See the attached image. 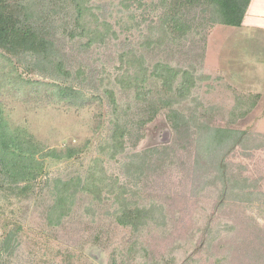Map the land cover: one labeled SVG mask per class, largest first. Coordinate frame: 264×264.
I'll return each mask as SVG.
<instances>
[{
    "label": "rangeland",
    "instance_id": "374dc122",
    "mask_svg": "<svg viewBox=\"0 0 264 264\" xmlns=\"http://www.w3.org/2000/svg\"><path fill=\"white\" fill-rule=\"evenodd\" d=\"M192 1L88 0L87 36L60 38L59 56L0 51V117L36 151L12 180L0 170L1 264H264V32L212 24L208 2ZM158 63L192 77L177 97L186 117L246 133L225 185L194 165V128L174 134L166 110L138 125L161 81L141 98L128 85ZM54 83L84 100L56 99ZM115 124L129 129L122 148ZM160 145L128 172L130 155ZM135 208L149 209L137 228L118 224Z\"/></svg>",
    "mask_w": 264,
    "mask_h": 264
},
{
    "label": "trees",
    "instance_id": "16d2710c",
    "mask_svg": "<svg viewBox=\"0 0 264 264\" xmlns=\"http://www.w3.org/2000/svg\"><path fill=\"white\" fill-rule=\"evenodd\" d=\"M175 1L179 5L194 3L192 0ZM206 1L211 12L212 24L235 28L241 26L245 11L250 3V0ZM87 2L88 0H0V51L21 59L30 58L34 64L38 65L48 62L56 55L59 56L56 43L60 38L81 40L87 36L80 25ZM57 63L60 64V60ZM151 79H159L161 89L156 93L152 90H147L145 93L149 104L145 108L148 117H142L138 121V125L143 126L153 121L162 110H166L165 117L174 134H179L184 128L187 130L194 128L196 130L194 135H197L196 140L199 144L196 147L194 165L203 168L207 164L208 170L213 172V180L225 185L229 181L225 159L236 146L242 143L246 133L228 128L204 126L198 117H186L179 110L177 107L179 105L178 94L182 97L183 92L188 90L192 84V77L188 76L187 71H178L158 63L153 67L151 73L148 75L143 73L139 79L135 77L132 81L133 84L128 87L133 88L137 92L138 98H141L142 85L147 84ZM2 81L7 84L8 78L4 77ZM174 82L177 83L176 94L169 97ZM37 85L43 86L42 83H37ZM48 87L53 90L56 99L71 105H80L84 100L78 91L72 88L55 83ZM253 107L254 103H251L249 110ZM114 127L111 145H114L115 148H122L129 129L125 125ZM13 132L0 117V170L5 172L3 173L9 180L23 172L29 166V162H33L36 153L32 144H28ZM166 148L164 145H160L152 150L146 149L138 154L130 155L131 161L127 164L128 172L131 173L135 168V171L139 173L142 171L141 166L145 165V161L141 163L138 161L140 158L146 160L148 153L160 152ZM71 152L73 151L70 149H66V153L52 149L47 150L44 156L60 159L64 156L71 157ZM161 160L162 157L158 158L159 162ZM222 190L225 192V187ZM130 212L125 211V215L119 216L118 224L137 228L149 209L135 208Z\"/></svg>",
    "mask_w": 264,
    "mask_h": 264
},
{
    "label": "crops",
    "instance_id": "0c3cea01",
    "mask_svg": "<svg viewBox=\"0 0 264 264\" xmlns=\"http://www.w3.org/2000/svg\"><path fill=\"white\" fill-rule=\"evenodd\" d=\"M245 24L250 31L264 32V0H250L239 28H243Z\"/></svg>",
    "mask_w": 264,
    "mask_h": 264
}]
</instances>
